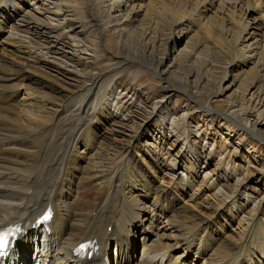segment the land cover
<instances>
[{
    "label": "bare ground",
    "instance_id": "1",
    "mask_svg": "<svg viewBox=\"0 0 264 264\" xmlns=\"http://www.w3.org/2000/svg\"><path fill=\"white\" fill-rule=\"evenodd\" d=\"M21 1L0 0V39H3L5 35L7 36L6 39L1 41L0 45L5 46L11 42L15 49L13 53H16L26 63L25 67L38 69L37 67L44 66L65 78L75 77L80 81L74 80V84H69L71 88L67 93V100L61 106L63 108L53 113L50 118L44 117L40 112L34 110L36 111L34 117L42 120L43 125L31 124L27 121V126L16 127L12 135L2 130L4 128H0V148H2L0 149V162H4L0 164V190L6 192L5 195L7 194L8 197L5 201H0V226L19 222L26 228V233L16 241L14 247L3 257L0 264H28V262H24L26 253L32 248L28 245L32 242V236L36 235L39 230V227H33V222L36 216L47 206H51L55 210L50 228L52 230V240L57 242V252L53 251L54 242L47 237L48 249L43 251L44 249L40 250V247H38L37 257L40 258L43 253L45 256L50 254L52 259L58 260L55 264H72V261L78 264H109V257L111 262L115 261L116 264H134L136 262V264H158L161 257L157 254L162 251L168 256L165 262H161V264H168L169 261L173 264H258L253 261L256 257H258L259 264H264V211L261 207V204L264 203V197L249 201L250 197L245 196L243 201L241 200L238 203L241 198L239 189L242 179L237 178L234 172L229 173L227 168L222 170L221 162L215 164L213 171L205 173L204 170L208 168V164L205 160L203 161L204 167L199 166L198 169V173L200 171L205 173L200 184L203 183L205 190L207 189V191L213 192V196H217L218 204L215 212L224 210L227 203L232 204L235 208L234 213L239 211L233 218L238 221L243 237L241 242L239 241V245L235 244L236 246L233 247L220 245L219 249L216 250H213V241L206 239L209 237V233L205 228H213V225L209 227L211 221H207L208 218L200 217L201 225L188 224L179 225V227L172 226L171 220L161 218L164 212L166 214L170 213L167 197L168 195L172 196L171 194L176 190L172 191L171 187L166 190L164 188H149L145 185L140 186L139 192L148 196L145 198L146 201L148 202L149 198L152 200V203L147 204H141L133 200L130 196L132 194L127 195L130 192L133 193L136 188L133 185L138 181L135 176L136 173L128 176L126 171L124 172L129 161L130 144L135 137H131L128 144L121 149L120 158L113 169L104 165L105 163H98L91 172L90 177L92 179L91 181L88 179L89 182L85 181L87 178H78V171H75L78 177L71 172L77 160L80 159L76 150L79 137L84 134L91 121L106 109V105L102 102L108 104V101H105V91H107L108 85L114 79H120V74L123 71L136 65V62L129 61L131 59L125 56L124 58L122 54L126 53L129 56L138 54V50L126 45V40L133 33L131 32L132 25L140 12L139 9L136 11L134 8L138 0H81L83 3L94 4L100 12L101 20L98 22L89 14L90 10L86 9L88 16L84 21L86 26L93 28L97 27L95 25L98 24L95 31L98 33L100 46L111 54L109 57L106 56L108 61L103 65L100 63L105 56L98 57L96 54L95 56L98 58L88 56L85 50H88L89 47L86 44L81 45L80 41L74 37L67 39L69 34H73L69 33L71 29L66 31V27H64L65 19L60 22L61 13L52 11L46 5L45 0H29L28 3H21ZM250 1L233 0V3L235 2L234 5L243 10L245 14L250 13L256 7L259 8V19L263 20L264 27V10L262 11L263 7L261 6L264 0H261V2H258L260 0ZM168 2L169 4L161 3L162 6L158 5L150 14L146 10L147 17L149 16L150 28L147 33L145 32L144 42L141 45L144 50L141 53L145 55V58L153 67L152 77L156 79L157 84H160L163 81V76L170 73L172 84H180L185 89L191 86L188 81L189 77L190 79L193 78L195 86L198 84L199 86L211 84L207 77L211 66L206 61H202V66H204V69L209 68L208 70L200 74L199 71H190L189 77L183 80L178 72L182 70L184 65H187L188 59H193L192 56L183 55L182 52L172 56L175 51H171L169 54L164 53V58L154 57L155 53L160 54V50L157 48L161 46V39L159 36H154V30L159 28L166 19L171 21L173 28L189 26L192 21H195L194 14H191L190 10L189 13L187 11L182 12L184 15L177 14L179 8L174 7V5H181L178 0H169ZM189 2L191 0H188ZM205 2L209 4V7L213 2L215 4V1L212 0H205ZM222 2L223 0H220L218 7ZM22 5H27V7L32 5L36 9L28 11ZM59 6L66 7V3L60 2ZM171 7H174V9L168 11L167 9ZM5 9L7 10L3 11ZM70 9L72 13L77 12L74 3ZM209 10L210 8L206 11ZM3 14L6 18L2 16ZM8 17L12 18L7 19ZM13 18L18 19V22H15ZM196 19L204 20L205 16H202L201 12L196 16ZM205 24L200 22L198 26L201 27ZM207 24L209 25V23ZM230 25V22L226 25H220L224 38L231 36ZM188 26L185 28L186 32ZM249 28L250 24L248 22H242L239 26L240 32L236 35L237 42H241V46L247 55L241 56L238 53L239 50L234 49L232 53L233 60H236L239 69H245L255 62L256 70L264 76V40L257 41L258 34L255 32L250 34ZM258 31L261 32L262 29H258ZM178 32L183 31L178 30ZM242 35L245 36L242 37ZM61 39H67V42L63 40L62 45L68 44L72 48V58L63 49H58L60 44L56 46L57 40L60 41ZM107 42L109 43L107 44ZM112 45H114L113 50H111ZM1 63L2 60H0V101L4 99V96H7L11 102L4 106L0 105V108L15 109V105H18L17 102L14 103L17 96V85L6 84L16 80L14 78L15 73H12L6 65ZM86 65L89 66L90 71H86ZM221 69L222 81L227 77V69ZM235 72L236 75L227 82V86L226 84L225 87L219 86L213 97H222L233 92L234 99L237 100L233 103H237L239 106L236 115L232 113L229 115L228 109L220 110L213 107L211 102H195L200 105L201 111L215 113L218 118L231 119L235 122V126L243 128L247 132L249 130L264 142V93L262 85L259 86L258 82L251 84L250 81H246V75L242 77L243 71L240 73ZM20 77L23 79L22 81H33V78L27 76L25 72ZM239 78L243 80V82H240L241 85L249 86L250 91L253 90L252 94H249V89H247L243 92L246 94L248 92V95H245V97L242 95L239 87L241 85L237 86L235 83V80H239ZM257 80L255 79V81ZM205 86L200 89L204 90ZM123 90L126 93L124 97H127L128 94L134 96V93L128 87L124 86ZM239 96L242 97L238 99ZM164 98L163 95L158 102L151 103L150 112L148 113L136 110L134 112L135 117L141 118L142 121L147 120L162 105ZM148 102H150V97L147 96L141 102L144 108ZM21 104L20 107L29 112H33V109L37 107L36 101ZM116 105L118 109L123 111L125 117L116 121L110 114V121L112 126H119L123 129L130 123L123 120H130V115L134 110L130 108L131 105L120 101ZM66 113H68L67 116H65ZM188 116L189 114L186 113L179 120L186 121ZM251 116L253 120H250L249 117ZM74 117L76 120L75 125H69L70 122L67 123L66 119ZM177 121H172L170 127L177 125ZM23 128H25V131L22 130ZM191 139H193L192 146L197 151L196 146L200 145V141L189 135L188 140ZM81 140L83 139L81 138ZM34 146L36 150L33 154V160L21 163L19 160H12L8 156L12 152L30 155L26 154L25 151L31 153L27 148ZM201 148L204 149V145ZM197 153L199 152L197 151ZM210 153H206L202 158L211 157ZM67 169L70 171L67 172ZM216 170H222L224 177L217 176ZM211 175L216 177L212 179ZM81 180L83 182H79ZM141 180L142 178L139 181ZM73 184L80 195L77 196L72 190L74 188ZM89 186L97 187L99 191L92 192V188L88 189ZM195 188L196 185L194 184V187H191V192L188 193L190 201L198 203V200L201 202L202 199L205 200L208 197L205 194H198L196 190L199 187L193 190ZM66 192L68 193L66 194ZM94 193L98 194V198L95 200L92 199ZM164 195H167V197L162 200L161 197ZM140 198L138 196L136 199ZM161 200L169 205L168 208L164 204H160ZM204 209L211 210L208 204H205ZM146 221L149 222L145 224ZM109 225H112L110 231H108ZM214 230L220 231L218 226H215ZM138 234L141 235L140 238L145 235L141 242H139ZM90 238L97 239L102 254L92 257L91 260L78 258L70 260L61 257L63 254L69 255L75 245ZM111 242H116V254H111L108 257L107 250ZM139 243H142L143 247L140 260L135 259L134 256ZM49 249L51 250L50 253ZM177 249L180 250L176 252Z\"/></svg>",
    "mask_w": 264,
    "mask_h": 264
},
{
    "label": "rangeland",
    "instance_id": "2",
    "mask_svg": "<svg viewBox=\"0 0 264 264\" xmlns=\"http://www.w3.org/2000/svg\"><path fill=\"white\" fill-rule=\"evenodd\" d=\"M28 1L29 0H22L21 3H28ZM45 1L46 5L52 11L61 13L62 16L59 17L60 22L65 19L64 27H66V31L71 29L69 33L73 34H69L67 39L74 37L76 40L80 41L79 43L81 45L86 44L90 49H84L88 56H95V54L98 57L105 56L100 63L101 65L108 61L106 56L108 55L107 57H109L111 54L103 50L104 48L100 46L98 33L95 31L98 24L95 25L97 27L93 28L86 26L84 21L88 16L86 14V9L90 10L89 14L92 15L96 21L99 22L101 20L100 12L94 4L83 3L81 0ZM168 1L169 0H138L137 4H135V10L137 11L139 9L140 12L132 25L131 32L133 33L130 34L126 40V45L138 50V54L129 56L123 53L122 55L123 57L130 58L131 60L129 61L133 60L136 62V65L132 66L129 70L123 71L120 74V79L116 78L108 85L107 91H105V101H108V104L102 102L106 105V109L104 112L98 114L96 119L91 121L87 130L79 137L76 150L78 152V158L80 159L77 160L71 172L76 176L75 171H78L79 177H76L81 179L87 178L85 181H88V179L91 181V172L98 163H105L104 165L113 169L120 158L119 154L121 149L128 144L131 137H135L130 144L129 161L124 172L126 171L128 176L136 173L135 176L138 181L133 185L136 187L133 193L130 192L127 195L132 194L130 196H132L133 200L141 204H147L152 203V200L149 198L148 202L146 201L145 198L148 196L142 195L139 192L140 186L145 185L149 188H164L166 190L168 187H171L173 189L172 191L176 190L177 194L176 192H170L172 196L168 195L167 199H169L168 204L170 206L162 200L160 201L161 205L164 204L166 208L169 206L170 210L169 214H166V212L162 214L161 218L164 217L163 220H171L172 226L179 227V225L183 226L188 224L201 225L200 217L208 218L209 220L207 221H211L209 227L213 225V228H205L209 233V237L206 239L213 241V250L219 249L220 245H224V247H233L235 244L239 245L243 237V232H241L240 226H238V221L233 218L239 211L234 213L236 211L235 208L232 204L227 203L224 206V210H217L215 212L218 198L216 195L213 196V192H209L207 189L205 190L203 183L200 184V182L205 173L213 171L215 164L221 162L222 170L227 168L229 173L234 172L237 178L242 179L239 189L242 199L240 198L238 203L241 202V200L243 201L245 196L250 197L249 201L255 200L256 198H258L256 200H259L264 197V142L249 130L247 132L245 129L243 130V128L235 126V122L231 119L218 118V115L215 113L201 111L200 105L197 102H211L213 107L220 110L228 109L229 115L230 113L236 115L239 111V106L237 103H233L234 101L237 102V100L234 99L235 96L232 94L233 92L227 95L224 94L225 96L222 97H213L219 86L225 87V84L227 86V82L236 75L235 71L238 73L243 71L244 74L242 77L246 75V81H250L251 84L258 82L260 84H258L259 86L262 85L264 93V76L256 70L257 66L255 62L253 65H248L245 69H239V65L236 63V60H233L232 55L234 49H238V53L241 56L246 54V51L241 46V42H237L236 36L240 32L239 26L241 23L248 22L250 24L249 33L255 32L258 34L256 40L261 42L264 40L263 20L259 19V8L256 7L251 10L250 13L245 14L243 10L234 5L235 2L233 3V0H223L219 7L218 3L220 0H212L215 1V4L213 2L210 7L209 4H206L205 0H191L189 3L188 0H178L182 6L174 5V7L179 8L177 14L184 15L182 12L185 11H187V13H193L195 21H192L189 26L186 25L184 27L179 26L173 28L171 21L166 19L159 28L154 30V36H159L161 39V46L157 48L160 50V54L155 53L154 57L164 58V53L169 54L171 51H175L172 56H175L178 52H182L183 55L192 56L193 59H188L187 67L184 65L182 70L178 72L180 78L183 80L189 77L188 74L190 71H199L200 74L208 70L209 68L204 69V66H202V61H206L207 64L211 66V70H208L209 75L207 76L211 84L206 85L207 87L204 84L195 86L193 78L190 79L189 77L188 81L191 86L185 89L180 84H172V76L170 73L164 75L163 81L157 84L156 79L152 77L153 67L145 58V55L141 53V51L144 50L141 45L144 42L145 32L147 33V30L150 28L149 16L147 17L148 13L150 14L153 12L158 5L162 6L161 3L169 4ZM252 1L253 0L250 2ZM60 2H65L66 7L59 6ZM258 2H261V0ZM73 3L77 8V12L75 13H72L70 9ZM22 6L28 11L35 8L32 7V5L28 7L27 5ZM261 6L263 7V11L264 2ZM174 7L167 10L170 11L174 9ZM209 8L210 10L206 11ZM6 10L7 9L3 11ZM8 12L10 13V11ZM201 12L202 16H205V19L197 20L196 16ZM243 14H245V16H243ZM2 16L6 18L4 14ZM11 18L12 17H8L7 19ZM13 19L15 22H18V19ZM200 22L206 24L200 27L198 26ZM228 22L231 24V36L224 38L220 25H226ZM207 23H209V25ZM187 26L188 29L186 32L185 28ZM258 29H262V31L260 32ZM178 30L183 32H178ZM244 36L245 35H242V37ZM6 38L7 36L5 35L3 39H0V44L1 41ZM67 39L57 40L56 46L60 44L58 49H63V51L72 58V48L68 44L62 45L64 42H67ZM10 43L5 46L0 45V60H2L1 64L6 65L12 73H15L14 78L16 80L6 84L17 85V96L15 97L14 103L17 102L18 105L13 104L16 107L15 109L0 108V128H4L2 130L12 135L16 127L27 126V121L31 124L43 125V121L39 118H35L34 113L38 111L44 117L50 118L53 113L63 108L61 106L67 100V93L71 88L69 84H74V80L80 81V79L75 77L65 78L57 74L54 70H49L44 66L37 67L38 69L25 67L26 63L22 61L16 53H13L15 49L13 44ZM108 43L109 42H107V44ZM198 46L199 49L197 50ZM113 48L114 45L111 46V50H113ZM97 56L95 57L98 58ZM196 58L197 60H195ZM88 68L89 66L86 65V71H90ZM221 68L227 69V77L222 81V75L220 74ZM24 72L27 76H31L33 81H22L23 79L20 75L22 73L24 74ZM255 79L258 80L255 81ZM241 81L243 82L241 78H239V80L236 79V85H241ZM124 86L128 87L129 90L134 93L133 97L130 94L124 97L126 95L125 90L122 91ZM202 86H205L204 90L200 89ZM239 87L244 97L248 95V92L247 94L243 92L244 90L249 89V94L253 93V90L250 91L249 86L243 84ZM163 95L165 98L162 100V105L159 106L155 113L147 120L142 121L141 118L135 117L134 112L136 110L139 112H150L151 103L158 102ZM147 96L150 97V102H148L144 108L141 102ZM241 97L242 96H239L238 99ZM34 101H36L37 107H33L35 108L33 112H29L20 107L22 105L21 103L29 104ZM118 101L131 105L130 108L134 110L130 115V120H123L130 122L125 126L126 129H121L119 126L115 125L112 126V122L110 121V114L116 121L125 117L123 111L118 109L116 105ZM0 102H2L0 105L4 106L7 105L8 102L10 104L11 100L9 101L7 96H4V99H1ZM186 113L189 114L186 121L179 120L181 116ZM67 115L68 113L65 114V116ZM249 118L253 120L252 116ZM172 121H177V125L171 128L170 124ZM66 122H70L69 125H75V117L66 119ZM22 130L25 131V128ZM189 135L190 137H195L197 140L199 139L200 145L196 146L199 153H197L192 146L193 139L188 140ZM81 138L83 140H81ZM202 145H204V149L201 148ZM21 148L23 147L21 146ZM27 149L30 150L31 153L28 151L25 152L30 155L12 152L9 153L8 156L12 160H19L21 163L33 160L32 158L36 147H29ZM209 152H211V157L202 158ZM204 160L208 164V168L204 170L205 173L201 171V173H198L199 166L202 168L204 167ZM1 162L0 164L4 163L3 161ZM225 162L227 163L225 164ZM68 168L70 169V167ZM222 170H216L217 176L224 177V175H222ZM69 171L67 169V172ZM210 177L214 179L216 176L211 175ZM140 178H142L141 181H139ZM79 182H83V180ZM194 184L196 188H199L193 190L198 191V194H205V196H208L205 200L202 199L201 202L198 200V203L189 200L188 193L189 191L191 192V187H194ZM73 187L72 190L74 193L77 196L80 195L74 184ZM89 188H92V192L99 191V189L94 186H89L88 189ZM5 193L0 190V201L8 199ZM67 193L68 192H66V194ZM94 194L93 200L98 198V194ZM100 195L101 193L99 196ZM138 196L141 197V200L136 199ZM205 204H208L211 210L204 209ZM261 207H263L264 211V203L261 204ZM148 222L149 221H146L145 224ZM215 226H218L220 229L219 232L214 230ZM202 233L204 234L205 231ZM144 236L140 238L139 235L140 242L144 239ZM112 246L115 248L114 244ZM179 250L180 249H177L176 252ZM141 255L142 245L140 243L136 256L138 259H141ZM157 255L161 257L158 262L159 264L165 262L168 256L163 251ZM257 258L258 257L253 261L259 264ZM169 263L173 264V262L170 261L168 264ZM112 264H115V262L113 261Z\"/></svg>",
    "mask_w": 264,
    "mask_h": 264
},
{
    "label": "snow or ice",
    "instance_id": "3",
    "mask_svg": "<svg viewBox=\"0 0 264 264\" xmlns=\"http://www.w3.org/2000/svg\"><path fill=\"white\" fill-rule=\"evenodd\" d=\"M6 234H0V248H2L3 247V245H4V243H5V240H4V236H5Z\"/></svg>",
    "mask_w": 264,
    "mask_h": 264
}]
</instances>
